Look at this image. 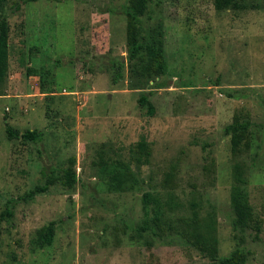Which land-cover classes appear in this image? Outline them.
I'll use <instances>...</instances> for the list:
<instances>
[{
	"label": "rangeland",
	"instance_id": "obj_1",
	"mask_svg": "<svg viewBox=\"0 0 264 264\" xmlns=\"http://www.w3.org/2000/svg\"><path fill=\"white\" fill-rule=\"evenodd\" d=\"M245 1L244 10L218 11L213 0H149L142 20L163 31L168 68L142 76L126 60L128 0H38L19 11L20 0H0V44L9 52L0 216L14 213L0 225V264H212L195 245L201 229L192 219L213 220L219 257L241 247L246 264H264V1ZM115 61L125 64L116 85ZM149 91L153 115L138 103ZM236 120L251 123L250 146L234 155L225 128ZM8 127L45 135L10 139ZM142 140L150 154L139 164ZM101 155L129 165L137 185L110 190ZM236 165L252 209L240 234ZM45 176L48 191L23 199ZM156 209L163 228L140 232Z\"/></svg>",
	"mask_w": 264,
	"mask_h": 264
},
{
	"label": "trees",
	"instance_id": "obj_2",
	"mask_svg": "<svg viewBox=\"0 0 264 264\" xmlns=\"http://www.w3.org/2000/svg\"><path fill=\"white\" fill-rule=\"evenodd\" d=\"M21 3L16 4V11L21 9V4H28L38 0H20ZM58 1V0H56ZM264 1V0H263ZM245 0H213V5L218 11L225 10H244L248 8ZM149 13V0H128L125 8V17L127 20V62L131 66V71L140 75L151 76L152 72L156 75L165 74L168 68L166 52L163 41V31L161 29L152 30L145 27L143 17ZM147 57V58H146ZM145 59H148L147 65ZM9 67V52L6 44H0V83L5 81ZM113 70L112 81L116 85L124 80L125 64L123 61H115L111 67ZM33 73H35L33 71ZM156 88H162L158 85ZM152 91L142 92L139 96L138 103L141 108H146L148 114L153 115L155 108L150 101ZM251 123L249 121L236 120L225 128V134L230 136L231 151L234 155L241 153L249 148V132ZM10 139H20L25 142H41L44 138V132L39 130L27 129L25 132L7 128ZM137 155L135 159L139 164L146 161L150 152L147 142L142 140L137 144ZM99 167L103 175L106 177L108 187L112 191H126L134 188L137 181L133 178L132 170L129 165L120 161H108L101 155ZM234 179L237 182L233 186L231 195V207L233 213L232 225L236 234L243 233L247 230L251 222L252 209L248 203L244 186L248 182L244 176L242 166L234 167ZM74 182H77L76 174L69 173ZM46 181L43 185H37L30 190L23 198L25 200H33L37 195L48 191L52 178L45 176ZM152 194H147L144 198V209L147 211L152 202ZM163 215L160 209H156V213L152 218L147 219L139 228L140 232L151 231L155 233L156 229L163 228ZM14 213L11 208L0 216V225L5 221L13 218ZM190 224L196 225L195 230L201 229L196 237L195 245L203 253H208L212 259V264H246L247 255L241 247L235 248L227 257H219L216 238V227L213 220L205 222L203 225L198 220L192 219ZM172 225V224H171ZM53 224L49 229V242L53 241ZM241 238V237H240ZM243 238V237H242Z\"/></svg>",
	"mask_w": 264,
	"mask_h": 264
}]
</instances>
